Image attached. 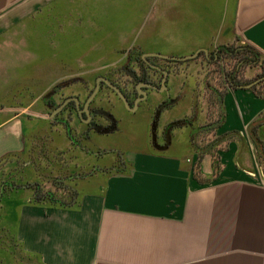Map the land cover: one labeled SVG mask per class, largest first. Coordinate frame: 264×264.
Masks as SVG:
<instances>
[{
    "label": "crops",
    "instance_id": "0c3cea01",
    "mask_svg": "<svg viewBox=\"0 0 264 264\" xmlns=\"http://www.w3.org/2000/svg\"><path fill=\"white\" fill-rule=\"evenodd\" d=\"M238 43L264 55V0H0V158L22 154L37 118L43 128L62 111L48 91L63 78L101 70L96 84L131 52L139 61L196 53L178 62L206 68ZM221 75L218 121L198 132L212 136L208 144L184 117L189 107L167 98L162 129L152 113L145 139L116 157L99 163L92 151L82 168L53 164L75 203L10 194L0 264L17 262L11 250L34 264H264V92Z\"/></svg>",
    "mask_w": 264,
    "mask_h": 264
},
{
    "label": "rangeland",
    "instance_id": "374dc122",
    "mask_svg": "<svg viewBox=\"0 0 264 264\" xmlns=\"http://www.w3.org/2000/svg\"><path fill=\"white\" fill-rule=\"evenodd\" d=\"M231 48L232 52H220L219 61L206 68H202V62H200V64L198 63L197 67H192L191 64L188 65V63L185 62L165 61V59L163 61H156L158 64L164 65L169 72L166 83L168 90L169 85L175 87L176 90L179 89V94L176 93L177 95L174 97L169 92L168 95H166L162 90L148 89V98L139 101L137 107L134 105L132 108H129L115 91L107 86H101L100 91L93 100V107L109 111L113 116H116L117 129L113 132L99 134L103 132H98L95 128L81 120L78 114L70 109L71 107L57 112L55 115L48 118L43 128L41 127V118H37V121L35 120L36 123L30 126L29 132L31 138H29V144L25 151L22 154L13 155L9 160L7 159L5 162L0 163V189L3 188V197L0 203V235L6 237L4 234V225H6L5 222L7 220V200L11 202L12 198L10 194L17 190L24 189L23 192L27 195L30 194L31 199L34 200V190H36L35 184H39V194L52 192L63 202L71 200V198H69L71 190L68 188L70 181L63 180L62 178L65 177V173L61 171V169L59 171V168L55 167L53 164L58 163L63 167L78 164V166L82 168L84 164L88 162L87 160H90L92 156L90 152L92 151L94 153V159H97L96 161L99 163L109 158L116 157L117 154H121V148L133 144V139L136 141L145 139L148 134L147 130L152 113L154 120L152 126L153 130L155 129V131H158V122H160V127L162 129L163 126H161L160 119L162 112L165 110L164 114H169V112L171 114V109H163V107L171 101L158 102L156 101V96H159V98H168L169 100L178 99L172 102L183 105L184 107H189L191 115L188 116L189 114H187V116L185 115L184 117L190 119L195 127V131L197 132L196 135H198L197 138L202 139L203 143L208 144V142L212 140V136L208 133L201 135L198 132L199 129L204 131L207 130L206 127L213 126L220 116V95L218 93L216 94V90L219 92H223L224 90V86L220 83L222 79L221 74L224 73V71L225 73L234 72L238 67L239 74L236 80L242 83H248L264 72V55L258 50L244 43H238ZM140 55L141 54L136 52L123 53L120 55L119 61H115L102 70L104 75H109L114 81L125 87L128 92H132L129 100L131 105L135 98L133 95L135 82L131 80L128 70L133 69L136 74L141 73L138 69V64L140 63L138 58ZM127 56L131 57L132 60L124 62ZM135 57L136 60L134 61ZM198 66L201 67L198 68ZM100 72L97 71L94 75L95 77L90 80L89 75V78H85V73L78 72L77 74L70 75L53 85L48 92L55 95H53L55 97V102L59 104H61L66 97L71 95H77L81 98V103H84L87 98L86 96H88L94 88L96 75H100ZM148 73L150 76L152 75L156 79H159L157 73L152 71H148ZM182 73L189 74L191 80H182ZM205 73L207 78L204 77ZM224 80L226 79L224 78L223 81ZM153 81L156 83L160 82V80ZM190 83L193 84V92L192 90H187L191 87ZM259 88L264 92V83H262ZM184 98L186 100H184ZM161 103L162 107L160 106ZM152 108L155 109L152 110ZM148 109H150V111H147ZM175 113L177 112L174 111V114ZM61 119L65 120L68 126L60 122ZM102 120L105 122L104 126L110 123V119L103 118L99 113L96 117V122L103 124ZM68 127L74 138L73 140L68 134ZM166 128L171 129L172 125L169 124ZM158 136L164 138V133H158ZM156 138L157 133L153 134V139L156 140ZM76 143L81 144L82 148L80 145L76 146ZM8 220L9 224H11L13 222V217L10 216ZM5 244H3L4 248ZM15 264L18 263L16 262Z\"/></svg>",
    "mask_w": 264,
    "mask_h": 264
},
{
    "label": "flooded vegetation",
    "instance_id": "af4514ba",
    "mask_svg": "<svg viewBox=\"0 0 264 264\" xmlns=\"http://www.w3.org/2000/svg\"><path fill=\"white\" fill-rule=\"evenodd\" d=\"M169 60V59H167ZM243 60V59H242ZM174 61V60H172ZM264 67V66H263ZM138 69L141 71L140 74H136L135 70H128V73L130 74L131 76V80H134L135 82V85H134V89H133V95L135 96L133 102H132V105L134 104V101L137 99V98H140L143 96L142 92H141V89L142 90H145L147 92L148 89L150 90H154V89H157V90H160V88L162 87V84H161V80L164 79V73L163 71H167V73L169 74L167 68L164 66V65H160L158 64L155 60H150L149 58H146V60H142L140 61V63L138 64ZM148 71H152L154 73H157L159 76V79H156L155 77H153L152 75L150 76ZM148 73V74H147ZM239 74V68L237 67L234 72L232 73V80H236V77L238 76ZM149 75V76H148ZM106 77L108 78L109 80H111L113 83L117 84L122 90L123 92L125 93V95L127 96V98L130 100V97H131V93L128 92L125 87L121 86L118 82L114 81L111 77H109V75H101L99 76L98 78L100 77ZM261 76H264V72L259 74L256 78H254L253 80L261 77ZM97 78V79H98ZM96 79V80H97ZM168 79V76L166 78V80ZM99 80H103L102 78H100ZM153 80H160V82L156 83L155 81ZM252 81V80H251ZM250 81V82H251ZM262 81H264V79H262ZM261 82V81H260ZM259 83V82H258ZM257 83V84H258ZM141 84H145V85H141ZM243 84H246V83H243ZM243 84H238V85H243ZM256 84V85H257ZM149 85H154V86H157V88H153ZM101 86H107L108 88L112 89L109 85H107L104 81H101ZM141 86V87H139ZM113 90V89H112ZM100 91V90H99ZM114 91V90H113ZM149 96V93L147 92V96L146 98H148ZM72 97V96H70ZM79 98V97H78ZM146 98H143L141 99L140 101H143L145 100ZM80 100V99H79ZM65 101V99H64ZM63 101V102H64ZM162 101H168L167 99H164ZM62 102V103H63ZM70 102V103H69ZM93 102H91L89 108H90V111H91V114H92V117L89 119L88 116L85 114V112H83V117L81 118V116H79L81 119H83L84 122H86L88 125L92 126L93 128L97 129V128H100V127H103L105 125V123L103 124H100L99 122H96V117L97 115L100 113V115L103 117V118H107V116L105 115L104 111L106 110H103V109H97V108H94L93 107ZM61 103V104H62ZM60 104V105H61ZM84 104V103H83ZM83 104L81 103L80 107L83 106ZM162 104V103H161ZM160 104V106H161ZM71 107V108H70ZM67 108H70L71 110L75 111L78 115L80 114L77 107H76V103L74 100H70L68 101L64 107L61 109L62 111L67 109ZM103 122V121H102ZM209 128V127H208Z\"/></svg>",
    "mask_w": 264,
    "mask_h": 264
},
{
    "label": "trees",
    "instance_id": "16d2710c",
    "mask_svg": "<svg viewBox=\"0 0 264 264\" xmlns=\"http://www.w3.org/2000/svg\"><path fill=\"white\" fill-rule=\"evenodd\" d=\"M220 52H223V53H227L228 52V53H230V52H232V48H222L220 50ZM220 55L221 54L219 53V56ZM254 62H256V61H254ZM232 73L233 72H226L225 73L226 77H228V79H229L228 81L231 84L235 85V86H237L238 84H243L240 81L232 80V77H231L232 76ZM262 83H264V81L259 82L257 85L254 86V88L256 89V87L257 86L259 87ZM257 93L260 94V89H258ZM221 100H222V97H221ZM161 107H162V104H161ZM104 113L107 116V118L110 119V123L107 126H103V127L97 128L96 130L98 132L101 131L103 133L113 132L114 130L117 129V120H116L115 116H113V114L110 113L109 111H104ZM67 131H68V134L71 136V139L73 140L74 138L72 137V134H71V131H70V128L69 127H68ZM13 155L14 156L15 155H19V153H17V152H8V153H6L5 155H3L0 158V163L5 162L7 159L9 160L11 158V156H13ZM201 156H202V153L200 154V157ZM214 159H215V161H218V159H219V156L216 153L214 154ZM35 189H36V190H34L35 191V196H34L35 199L33 200L35 202L48 200L52 204L68 205V204H71V203H75V200H74V193L75 192L74 193L71 192L72 190L70 191L71 194L69 196V198H71V200L70 201H67V202H63L62 200H60L59 198H57L52 192H44L42 194H39L40 193V186H39V184H35ZM5 232H6V230H5ZM13 241L15 242L14 245L17 246V244H16L17 242L15 240H13ZM10 252H12V254L15 255L16 260H18L17 261L18 264H34L33 263V259H32V257H33L32 254L27 253V252H24L23 250H20V251L18 250V253L16 251H14V250H11ZM39 264H42V263L39 261Z\"/></svg>",
    "mask_w": 264,
    "mask_h": 264
},
{
    "label": "water",
    "instance_id": "95a60500",
    "mask_svg": "<svg viewBox=\"0 0 264 264\" xmlns=\"http://www.w3.org/2000/svg\"><path fill=\"white\" fill-rule=\"evenodd\" d=\"M155 55L160 56V57H164V58L169 59V60L180 61V60H184V59L189 58V57H193L196 55V53L189 55V56H173V55H166V54H161V53H156ZM163 73H164V79L161 80V84H162V87H165V89L167 90L168 88H167V84H166L167 83L166 78L168 76V73H167V71H163ZM100 78H102L103 80H99ZM100 78H98V80H96V84H95L93 90L90 92V94L86 98L82 107H80L81 103H80L79 98L74 96V97L66 98L65 101L56 108V110H61L68 101L74 100L80 115H83V112H85V114L90 119L92 117V114H91L89 106H90L91 102L95 99V97L97 96V94L101 88V81H104L107 85H109L118 94V96L121 98V100L129 106V108H132L134 105H136V107H137L139 104V101L143 98H146V96H147V92L145 90L141 89L143 96L140 98H137L135 100L134 104L131 105L129 99L127 98V96L125 95L123 90L117 84L113 83L111 80H109L108 78H106L104 76H102ZM262 79H264V76H261V77L255 79V80H252L251 82H248L246 84L237 85V86L249 88V87L256 85L258 82L262 81ZM141 85H145V84H141ZM149 86H151L153 88H157V86H154V85H149ZM160 90H161V88H160Z\"/></svg>",
    "mask_w": 264,
    "mask_h": 264
}]
</instances>
